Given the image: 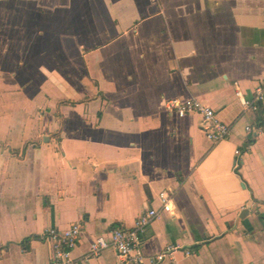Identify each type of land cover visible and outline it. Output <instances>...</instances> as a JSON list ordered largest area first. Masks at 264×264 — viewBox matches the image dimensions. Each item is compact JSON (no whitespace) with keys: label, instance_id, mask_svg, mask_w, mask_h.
Returning <instances> with one entry per match:
<instances>
[{"label":"crops","instance_id":"obj_1","mask_svg":"<svg viewBox=\"0 0 264 264\" xmlns=\"http://www.w3.org/2000/svg\"><path fill=\"white\" fill-rule=\"evenodd\" d=\"M263 77L264 0H0V264H48L43 232L77 222L74 264H118L113 248L85 258L90 240L162 191L173 207L145 229V257L264 264V132L245 131L264 102L235 94ZM188 98L226 139L167 109Z\"/></svg>","mask_w":264,"mask_h":264},{"label":"built area","instance_id":"obj_2","mask_svg":"<svg viewBox=\"0 0 264 264\" xmlns=\"http://www.w3.org/2000/svg\"><path fill=\"white\" fill-rule=\"evenodd\" d=\"M235 94L243 109L256 110L258 105L264 102V77L258 81L251 97L248 98L239 91H236ZM166 106L179 117L197 114L199 116V129L213 143L226 139L230 133V127L217 120L211 108L204 106L194 98L183 101H168ZM245 131L256 136L264 132V125L257 129L246 126ZM234 154L239 155V151L235 150ZM158 201L159 209L146 208L135 219L131 227L118 225L106 235H99L91 239L85 258H97L106 249L113 248L118 258V264H174L172 253L175 248L173 246H166L149 257H145L142 252L141 245L145 229L155 221L160 212L169 213L173 207L172 196L167 192H160ZM82 233V225L78 222L71 224L64 230L46 229L41 238L49 242L51 246L48 264H74L71 253L79 244ZM186 254L188 253L186 252Z\"/></svg>","mask_w":264,"mask_h":264},{"label":"rangeland","instance_id":"obj_3","mask_svg":"<svg viewBox=\"0 0 264 264\" xmlns=\"http://www.w3.org/2000/svg\"><path fill=\"white\" fill-rule=\"evenodd\" d=\"M32 18V19H31ZM34 15L30 16L28 19L29 21L28 22H31L32 20H34ZM38 18V17H37ZM34 23V21L32 22ZM27 35H29V38H35V32H28ZM52 66L51 64H48V67ZM55 66L58 70H60L61 72H63L64 75H66L67 73V70H69V65L66 64V63H56V65H53ZM3 68L5 67V65L2 66ZM14 67V65H11V68ZM35 74V73H34ZM76 86H77V89L79 88V83L80 81L76 80ZM40 82V79L38 78V75H33V78L31 81H29V84L27 87V90L28 91H35V85H38V83ZM81 87V86H80Z\"/></svg>","mask_w":264,"mask_h":264}]
</instances>
